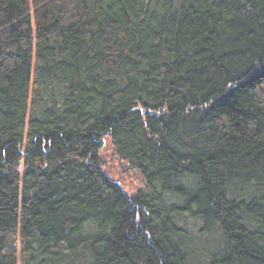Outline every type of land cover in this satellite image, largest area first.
<instances>
[{"label":"trees","instance_id":"trees-1","mask_svg":"<svg viewBox=\"0 0 264 264\" xmlns=\"http://www.w3.org/2000/svg\"><path fill=\"white\" fill-rule=\"evenodd\" d=\"M0 264H264V0H0Z\"/></svg>","mask_w":264,"mask_h":264},{"label":"rangeland","instance_id":"rangeland-1","mask_svg":"<svg viewBox=\"0 0 264 264\" xmlns=\"http://www.w3.org/2000/svg\"><path fill=\"white\" fill-rule=\"evenodd\" d=\"M102 161L105 165L106 172L119 184H121L129 195L137 193L141 185L139 178L133 173L125 172L121 163L113 155L109 145H105L101 153Z\"/></svg>","mask_w":264,"mask_h":264}]
</instances>
